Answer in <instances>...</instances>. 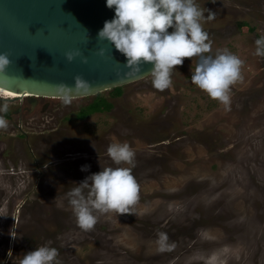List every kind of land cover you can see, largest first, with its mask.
<instances>
[{
	"label": "rangeland",
	"instance_id": "1",
	"mask_svg": "<svg viewBox=\"0 0 264 264\" xmlns=\"http://www.w3.org/2000/svg\"><path fill=\"white\" fill-rule=\"evenodd\" d=\"M196 3L216 13L202 21L211 54L244 61L230 110L191 83L197 58L177 66L163 92L150 75L100 93L113 109L86 120L79 111L95 96L52 99L41 119L17 114L25 98L0 99L11 115L0 130V264L43 245L61 264H264V57L255 55L264 0ZM114 142L135 151L140 199L131 214L96 213L85 231L67 193L117 167L107 155ZM160 232L174 248L158 250Z\"/></svg>",
	"mask_w": 264,
	"mask_h": 264
},
{
	"label": "clouds",
	"instance_id": "2",
	"mask_svg": "<svg viewBox=\"0 0 264 264\" xmlns=\"http://www.w3.org/2000/svg\"><path fill=\"white\" fill-rule=\"evenodd\" d=\"M106 7L114 10V17L104 22L97 38L125 57L127 75L138 74L143 64H151L152 85L163 92L173 85V70L183 66L185 59L197 58L191 83L230 110L231 90L243 79L244 61L227 49L211 54L212 42L202 21L214 20L216 13L202 9L196 0H106ZM255 44V55L264 57V37ZM97 54L104 56L105 50L100 49ZM80 56L79 51L65 53L69 63ZM81 62L87 63V59ZM10 66L8 55L0 54V76H6ZM89 88L87 81L76 76L74 88L61 84L58 91L67 104L73 92H86ZM7 111V103L0 106V113ZM8 126L9 122L0 115V130H7ZM107 155L117 167L101 169L67 193L77 223L85 231L97 224L96 213L131 214L130 209L140 199V185L133 175L135 151L127 142H114L108 146ZM88 167L85 165L81 170L87 171ZM157 236L159 251L175 247L169 243L167 233L160 232ZM59 255L57 248L43 245L25 253L20 264H61Z\"/></svg>",
	"mask_w": 264,
	"mask_h": 264
},
{
	"label": "water",
	"instance_id": "3",
	"mask_svg": "<svg viewBox=\"0 0 264 264\" xmlns=\"http://www.w3.org/2000/svg\"><path fill=\"white\" fill-rule=\"evenodd\" d=\"M113 17L106 0H0V54L11 61L6 76H0V88L62 100L58 86L74 88L80 76L90 88L72 93L71 99H79L149 77L151 64L129 76L125 57L98 40L104 22ZM100 49L104 56L97 54ZM75 51L81 56L69 63L65 53Z\"/></svg>",
	"mask_w": 264,
	"mask_h": 264
},
{
	"label": "flooded vegetation",
	"instance_id": "4",
	"mask_svg": "<svg viewBox=\"0 0 264 264\" xmlns=\"http://www.w3.org/2000/svg\"><path fill=\"white\" fill-rule=\"evenodd\" d=\"M18 98H25L29 102V105L26 106L22 104L21 107L18 109L17 114L20 116L22 115H26V117L36 116L37 119H41L42 117H45L47 110L51 108V104L49 103V101L52 100V98H45V97L33 98V97H27V96L18 97ZM39 98H42V101L44 102L40 103ZM0 99H2V97H0ZM0 114L3 115L6 120L10 119L11 115L8 114L7 112L0 113Z\"/></svg>",
	"mask_w": 264,
	"mask_h": 264
},
{
	"label": "trees",
	"instance_id": "5",
	"mask_svg": "<svg viewBox=\"0 0 264 264\" xmlns=\"http://www.w3.org/2000/svg\"><path fill=\"white\" fill-rule=\"evenodd\" d=\"M113 90L119 92L122 90V87H118ZM95 97L96 99L94 100V102H92L88 106L82 107V109L79 111V113H83V116L81 117V119L86 120L93 114L103 113V112L110 111L113 109V104L107 101L106 99H104L103 97H101L100 94L96 95ZM87 107L89 110H86ZM77 118H80V117L77 116Z\"/></svg>",
	"mask_w": 264,
	"mask_h": 264
},
{
	"label": "bare ground",
	"instance_id": "6",
	"mask_svg": "<svg viewBox=\"0 0 264 264\" xmlns=\"http://www.w3.org/2000/svg\"><path fill=\"white\" fill-rule=\"evenodd\" d=\"M0 96L6 99H16L18 97H23V96L30 97L31 95H21V94H17V93L0 88Z\"/></svg>",
	"mask_w": 264,
	"mask_h": 264
}]
</instances>
